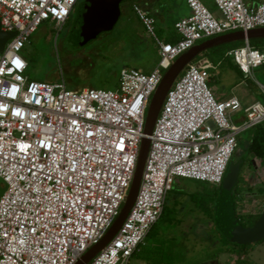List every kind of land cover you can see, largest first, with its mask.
<instances>
[{
    "label": "built area",
    "instance_id": "obj_1",
    "mask_svg": "<svg viewBox=\"0 0 264 264\" xmlns=\"http://www.w3.org/2000/svg\"><path fill=\"white\" fill-rule=\"evenodd\" d=\"M78 1L0 0L1 28L16 32L0 52V264H77L126 201L147 111L164 72L200 41L264 28V0H214L220 16L201 0H187L190 15L175 24L180 39L167 43L156 34L155 18L134 5L158 47L160 61L150 73L122 69L116 91L69 90L65 83L29 79L23 53L32 35L47 21L61 31ZM226 57L248 78L264 65V53L249 42ZM208 69L207 59L192 63L169 91L135 204L88 264H130L161 218L175 181L220 187L238 135L264 123L261 102L243 109L237 98L218 100ZM241 111L244 123L238 126L232 116ZM21 145L28 147L21 151Z\"/></svg>",
    "mask_w": 264,
    "mask_h": 264
},
{
    "label": "rangeland",
    "instance_id": "obj_2",
    "mask_svg": "<svg viewBox=\"0 0 264 264\" xmlns=\"http://www.w3.org/2000/svg\"><path fill=\"white\" fill-rule=\"evenodd\" d=\"M138 1L126 0L122 4L123 14L114 29L87 45L81 44L74 33L79 9L85 0L78 1L70 20L61 31L56 30L50 21L42 23L23 53L29 62L26 76L41 82L65 83L69 90L94 88L116 91L122 69L135 68L142 72L153 70L160 56L154 39L136 22L137 15L132 4ZM201 1L215 16H220L214 0ZM185 2L153 0L148 4L156 19V34L162 41H165V37L177 35L175 24L185 10ZM125 8H128L127 12ZM262 43L264 45V40ZM226 52L225 49L215 52L218 58L215 63L221 61L222 64L215 71H204L208 77L211 76L208 84L215 97L220 101L236 97L243 109L255 101L264 104V88L260 86H264V67L256 69L254 77L248 78L230 68L232 59L226 57ZM244 116L241 111L233 114L232 120L241 126ZM250 136V130L238 135V147L232 158L234 164L245 161L241 172V178L244 175L243 179H248L245 187L261 178L259 169L264 171V161L257 165L254 161L258 158L247 152ZM177 182L188 193L203 195L205 191V201L209 203L204 206L191 203L177 207L173 201L168 204L165 217L157 222L140 246L152 256L150 261H146L147 264H203L213 261L218 264H264V240L243 245L237 238L238 230L234 223L235 206H238L237 212L244 217L243 222L247 227L258 221L261 215L258 217L256 214L261 210L254 199L247 197L249 201H244L242 206L239 204L240 209L237 201L241 198L232 200L229 195L214 197L215 187L210 184L181 178ZM169 194L168 198L175 195L174 192ZM210 196L214 199L210 200ZM144 261L132 259L130 264Z\"/></svg>",
    "mask_w": 264,
    "mask_h": 264
},
{
    "label": "water",
    "instance_id": "obj_3",
    "mask_svg": "<svg viewBox=\"0 0 264 264\" xmlns=\"http://www.w3.org/2000/svg\"><path fill=\"white\" fill-rule=\"evenodd\" d=\"M125 1L126 0H85L79 9L78 21L74 29V33L80 43L87 45L100 38L101 35L112 31L122 16V4ZM15 36L16 32H4L0 23V52L4 51L6 44ZM258 39L264 40V28L249 31H236L214 37L195 45L193 48L181 55L166 71L159 87L152 97L147 111L144 137L141 142L134 178L126 201L119 216L116 218L105 236L99 241V243L91 247L81 257L77 264H88L91 262L104 248L108 246L127 219L138 196L143 172L150 151L151 136L156 122L169 91L185 69L194 63L197 57L202 56L208 50L231 43H247L251 40ZM244 162V160H241L238 164H234L232 161L229 164L221 185L224 191L228 193L233 192L239 181ZM236 227L238 230L237 238L240 239L239 242L242 244H251L264 240V211L254 226L250 228H243L236 224ZM203 264L218 263L213 261Z\"/></svg>",
    "mask_w": 264,
    "mask_h": 264
},
{
    "label": "crops",
    "instance_id": "obj_4",
    "mask_svg": "<svg viewBox=\"0 0 264 264\" xmlns=\"http://www.w3.org/2000/svg\"><path fill=\"white\" fill-rule=\"evenodd\" d=\"M141 1V2H140ZM140 1H138V2H134L133 4H132V8H133V6L134 5H139L143 10H145L148 14H150L151 16H153V14H152V10H150V8H148V4L149 3H151L153 0H140ZM127 9L128 8H125V11L127 12ZM123 10V9H122ZM122 14H123V11H122ZM190 15V10H189V8H188V5H187V0H186V2H185V10L181 13V15L178 17V20H177V22L180 20V19H183V18H185V17H188ZM154 17V16H153ZM137 18V23H139V24H141L142 25V23L140 22V20H139V18L138 17H136ZM155 18V17H154ZM130 20V19H129ZM156 20V19H155ZM176 22V23H177ZM143 26V25H142ZM172 37H179V35H178V33H177V35L176 34H174L173 36H170V37H165L166 39H165V41L164 42H167V43H172V42H169V41H167V39L169 40L170 38H172ZM180 38V37H179ZM246 44V43H245ZM235 49V48H234ZM229 50H231V49H227L226 51H229ZM159 54V53H158ZM203 59H207L211 64H212V66H213V69H209L210 71H215L217 68H218V65L219 64H222V62L221 61H219V62H217V64L215 63L216 61H217V59H215L214 61L210 58V57H208V56H204V57H202L199 61H201V60H203ZM199 61H197V62H199ZM232 61V60H231ZM233 62V61H232ZM234 63V62H233ZM235 64V63H234ZM231 68V67H230ZM125 69V68H124ZM135 69V68H134ZM232 69V68H231ZM152 71V70H151ZM150 71V72H151ZM150 72H145V73H150ZM208 76V75H207ZM215 76V75H214ZM219 76V75H218ZM209 79L211 78V76H209L208 77ZM217 80V79H216ZM233 98H236V97H233ZM255 102H257V101H255ZM255 102H253V103H255ZM252 103V104H253ZM251 105V104H250ZM250 105H248V106H250ZM248 106H246V107H248ZM244 118H242V120H243ZM256 159V158H255ZM259 159V158H258ZM256 159L254 162H256V164L257 165H259V162H263L264 161V159ZM262 160V161H261ZM246 164V163H245ZM249 164H248V162H247V166H248ZM246 166V165H245ZM246 166V167H247ZM243 171V170H242ZM254 171V170H253ZM252 172V171H251ZM251 172L249 173V175H251ZM260 172V179H256V180H254L253 181V183H251L250 185H249V187H245L246 185H245V182L247 183V180L248 179H243V177H245L244 175H243V177L241 178V175H240V178H239V181H238V183H237V187H238V191H237V194H238V199H240L241 198V200L240 201H238V205L240 204L241 206L243 205V202L245 201H249L248 199H247V197H250L251 199L250 200H252V199H254L255 200V202H257V204H259L260 205V207H259V209L261 210L259 213H257L256 214V216H260L262 213H263V211H264V171H261V169H259L258 170V173ZM241 180V181H240ZM251 180V179H250ZM192 181H194V180H192ZM244 181V182H243ZM178 183V182H177ZM177 183H175L174 184V186H173V190L171 191V193H173L174 192V196H171V197H169V201H167V203L168 204H170L172 201L174 202V205H176L175 207H177V206H183V205H192L193 203H195V204H202L203 206H204V203H203V201H202V199L204 198L205 199V197L207 196L206 195V193H205V191H204V194L203 195H200L199 193H188V192H186V191H184V190H182V187L183 186H181L179 183L177 184ZM243 184V185H242ZM215 187V186H214ZM184 188V187H183ZM219 187H215V192H216V190L218 189ZM185 189H186V187H185ZM169 196H170V194H169ZM223 197H224V195H223ZM171 198V199H170ZM203 199V200H204ZM185 200H191V201H189V202H185ZM202 202V203H201ZM184 203V204H183ZM192 203V204H191ZM205 203H206V201H205ZM239 205V207H240V209H241V206ZM256 216H254V217H256ZM150 234V233H149ZM133 259V258H132ZM141 264H147L146 263V261H144V262H142Z\"/></svg>",
    "mask_w": 264,
    "mask_h": 264
},
{
    "label": "trees",
    "instance_id": "obj_5",
    "mask_svg": "<svg viewBox=\"0 0 264 264\" xmlns=\"http://www.w3.org/2000/svg\"><path fill=\"white\" fill-rule=\"evenodd\" d=\"M179 39H180L179 37H176V38L175 37H172V38H170L167 41L174 43V42H177ZM249 43H250L251 47H253L254 49H257V50H259V51H261V52L264 53V45L262 43V40H260V39H258V40H251ZM244 45H245V42H236V43H231V44H227V45H223V46H219V47L213 48V49L208 50L207 52H205L202 56L197 57L195 59L194 63H196L197 61H199L204 56H208V57H210L214 61L215 59H217V55L214 54L215 52L221 51L223 49L227 50V49L239 48V47H243ZM230 67L232 69L236 70L241 75H243V73L240 71V69L233 62H231V61H230ZM261 67H264V65L261 66ZM187 68L185 69V71L187 70ZM184 72L182 73V75L184 74ZM249 130L251 131V136H250V141L248 142V145H247V152L253 154L255 157H257L259 159H264V123L261 124V125H258L256 127H253V128H251ZM236 191H238V187L237 186L235 187V189L233 190L232 193H228V192L224 191L222 189V187L220 186L216 190V193H215V196L214 197H221V198H223V195L224 196L225 195H229V197H231L232 200L233 199L238 200L237 199L238 198V195H237V192ZM214 197L213 196H210V200L214 199ZM203 199H202V201H203L204 204H208L209 203V201H207L205 203V199L204 200ZM167 201H169V198L167 199ZM237 205H238V201H237ZM237 207L238 206H235V208L233 209V212H234L233 214H234V217H235L234 223L237 224V225H239L240 227H243V228H250V227L254 226L255 224L254 225H250L249 227H247L244 224L243 221L245 219H244V217L242 215H240L237 212V209H238ZM167 209H169V205L166 202L165 209H164L163 214H162L161 218L159 219V221L162 220L165 217L166 210ZM156 224L153 226V228L151 229V231L155 228ZM151 231H150V233H151ZM243 245H246V244H243ZM145 250L146 249H143V248L140 249V247H139L138 251H136L134 253L133 259H138V260H141L142 259V260H145V261H150L152 259V256H151V254H150L149 251L146 252ZM144 254H145V256H144Z\"/></svg>",
    "mask_w": 264,
    "mask_h": 264
},
{
    "label": "snow or ice",
    "instance_id": "obj_6",
    "mask_svg": "<svg viewBox=\"0 0 264 264\" xmlns=\"http://www.w3.org/2000/svg\"><path fill=\"white\" fill-rule=\"evenodd\" d=\"M17 63H19V61H17ZM16 115H19V112L16 113ZM29 127H31V125H29ZM21 151H23L24 149H26L28 146L27 145H21Z\"/></svg>",
    "mask_w": 264,
    "mask_h": 264
},
{
    "label": "flooded vegetation",
    "instance_id": "obj_7",
    "mask_svg": "<svg viewBox=\"0 0 264 264\" xmlns=\"http://www.w3.org/2000/svg\"><path fill=\"white\" fill-rule=\"evenodd\" d=\"M237 192V191H236ZM238 195V194H237Z\"/></svg>",
    "mask_w": 264,
    "mask_h": 264
}]
</instances>
